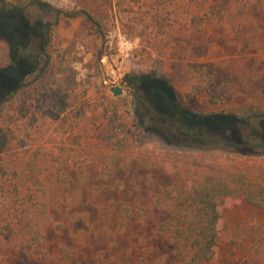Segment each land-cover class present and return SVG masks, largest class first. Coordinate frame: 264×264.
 I'll use <instances>...</instances> for the list:
<instances>
[{
  "label": "rangeland",
  "instance_id": "1",
  "mask_svg": "<svg viewBox=\"0 0 264 264\" xmlns=\"http://www.w3.org/2000/svg\"><path fill=\"white\" fill-rule=\"evenodd\" d=\"M111 2L95 15L96 24L83 14H60L50 25L52 54L70 69L67 79L80 99L66 118L51 94L28 100L16 122L8 120L7 106L0 111V123L24 137L3 155L23 168L24 149L40 150L36 165L49 184L50 217L62 225L46 228L52 259L10 249L0 251V264H62L59 245L74 251L69 264H145L139 257L181 264L171 246L148 233L162 213L144 211L157 195L172 202L174 193L165 190L175 192L181 182L159 170H106L110 105L119 109L135 149L264 160V0ZM83 7L79 0H0V61L9 62L4 53L13 57L8 74L21 79L41 65L37 52L51 12ZM197 67L212 82L190 96ZM80 167L88 175L82 182ZM57 170L73 181L55 183ZM121 202L141 213L122 231ZM220 211L224 224L211 264H264V206L230 200ZM141 234L150 243H140Z\"/></svg>",
  "mask_w": 264,
  "mask_h": 264
},
{
  "label": "trees",
  "instance_id": "2",
  "mask_svg": "<svg viewBox=\"0 0 264 264\" xmlns=\"http://www.w3.org/2000/svg\"><path fill=\"white\" fill-rule=\"evenodd\" d=\"M79 2L88 8L56 9L51 12V19L45 29V43L37 52L41 65L30 70L26 77L16 79L8 74L13 57L4 53L3 56L6 60L9 58V62L3 66L4 63L0 61V111L4 106L8 107L7 118L10 122L20 118L18 113L27 107L28 100H40L42 94L56 97L61 105L60 112H65L62 115L64 118L67 117L66 111L80 100L75 84L72 85L67 79L70 69L52 54L50 25L58 22L60 14L67 17L83 14L87 20L96 24L95 15L106 12V7L111 6L112 2ZM194 74L197 82L190 96L204 90L212 82V75L206 74L202 67L195 68ZM57 133L61 134L58 130ZM104 134L108 145L104 166L111 174L116 169L159 170L181 182L177 191L174 192L173 188L165 190L168 196L174 193L171 195L172 202L166 196L157 195L152 205L144 208L145 212L162 213L163 218L155 220L148 233L150 238L159 239L171 246L182 260L181 264H211L215 260L224 224L220 208L230 200H244L255 207L264 206V160L244 162L230 157L220 160L215 155L205 153L170 151L156 154L149 149H135L129 129L115 105L107 109ZM69 136L73 137V143H78V136L72 131ZM23 138L10 125L0 123V251L16 249L29 257L50 260L53 255L46 228L53 225L58 229L62 225L54 223L50 217L49 184L42 173L43 169H37L36 165L40 150L33 147L24 149L23 168L11 165L3 155L8 147H14ZM259 145L264 147V141ZM78 172L80 182L88 177L82 167ZM53 174L54 182L63 186L73 181L69 176L60 175L58 170ZM139 215L141 213L138 209L128 202H121L118 229L124 230L130 219ZM139 236L140 243H150L142 234ZM59 248L62 250V264H69L74 251L64 245H59ZM137 251L142 252L138 246ZM138 259L140 263L146 264L145 257Z\"/></svg>",
  "mask_w": 264,
  "mask_h": 264
},
{
  "label": "water",
  "instance_id": "3",
  "mask_svg": "<svg viewBox=\"0 0 264 264\" xmlns=\"http://www.w3.org/2000/svg\"><path fill=\"white\" fill-rule=\"evenodd\" d=\"M113 95H118L121 93V89L118 86L112 87Z\"/></svg>",
  "mask_w": 264,
  "mask_h": 264
}]
</instances>
